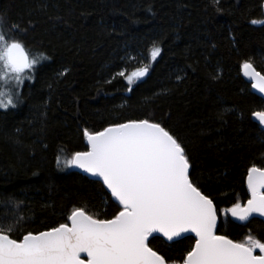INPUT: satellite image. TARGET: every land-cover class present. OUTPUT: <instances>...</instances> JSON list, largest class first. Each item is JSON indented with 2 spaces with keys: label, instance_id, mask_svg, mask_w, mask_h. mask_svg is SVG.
Segmentation results:
<instances>
[{
  "label": "trees",
  "instance_id": "obj_1",
  "mask_svg": "<svg viewBox=\"0 0 264 264\" xmlns=\"http://www.w3.org/2000/svg\"><path fill=\"white\" fill-rule=\"evenodd\" d=\"M263 6L264 0H0L5 32L47 57L15 108L0 110V225H13L8 234L22 239L69 223L76 208L112 218L122 209L103 183L65 161L88 150L85 130L148 119L185 147L190 178L218 209V235L240 241L251 233L264 241V221L221 216L247 203L249 169L264 170V131L253 121L264 101L242 74L245 62L264 74ZM154 47L161 51L153 60ZM144 67L146 76L129 83ZM194 244L193 237L151 238L149 246L167 264H183Z\"/></svg>",
  "mask_w": 264,
  "mask_h": 264
},
{
  "label": "snow or ice",
  "instance_id": "obj_2",
  "mask_svg": "<svg viewBox=\"0 0 264 264\" xmlns=\"http://www.w3.org/2000/svg\"><path fill=\"white\" fill-rule=\"evenodd\" d=\"M5 27L0 17V108L15 107L10 82L18 87L26 70L47 59L42 53L32 55ZM12 29L20 31L18 25ZM160 51L154 47L151 58ZM242 68L254 81L252 87L264 93V74L249 62ZM147 72L144 67L126 79L131 83ZM253 116L264 124V111ZM84 134L89 149L75 152L65 164L102 177L122 210L110 219H99L76 208L67 217L70 224L38 234L29 231L22 239L8 234L13 225L7 231L0 225V264H167L165 256L149 246V238L173 241L188 232L195 233L196 240L183 264H264L261 239L251 233L240 241L217 234L216 205L194 184L185 147L161 123L130 120ZM247 187L251 193L247 203L226 210L238 221H249L253 214L264 216V170L251 167ZM81 253L87 254L85 259Z\"/></svg>",
  "mask_w": 264,
  "mask_h": 264
},
{
  "label": "water",
  "instance_id": "obj_3",
  "mask_svg": "<svg viewBox=\"0 0 264 264\" xmlns=\"http://www.w3.org/2000/svg\"><path fill=\"white\" fill-rule=\"evenodd\" d=\"M263 11H264V6H263ZM255 70H256V69H255ZM256 71H257V70H256ZM258 72H259V71H258ZM242 74H243V76L245 77V79H246L248 82L251 83V85L254 83L253 80H251L249 77H247V76L244 75L243 68H242ZM145 76H146V75H145ZM145 76H143V77H139V78L136 77V79H142V78H144ZM252 92H253L256 96H258L259 98H261V99L264 101V93L259 92L258 89H255V88H253V87H252ZM253 121H254L256 124H258V125L260 126V128L262 129V131H264V124H260L259 121H258L254 116H253ZM86 144H87V147H88V149H89V145H88V141H87V140H86ZM72 166H73V169H74L75 171H77V172L80 173L81 175L87 177L88 179L93 180V181H99V182L103 183V179H102V177L94 176V175H92L91 173H87V172H85L83 169H80L79 167H77V166H75V165H72ZM189 171H190V170H189ZM103 185L105 186V188H106L107 192L109 193V195L112 197V200H113L115 203H117V204L119 205V202L115 199V197H113V196L111 195V191H110V189H108L107 186H106L104 183H103ZM247 189H248V187H247ZM248 193H249V199H250V198H251V193H250L249 189H248ZM119 206H120V208L122 209V205H119ZM218 217H219V215H218ZM231 217H232V216H231ZM254 218H256V219H260V220L264 221V216H260L259 214H253V216L250 217L249 220L254 219ZM232 219H234L235 221H237V222H239V223H245V222H247V221H238L235 217H232ZM219 223H220V218L218 219V223H217V234H218ZM69 224H70V222H69ZM154 235H161V236H162V234H154ZM186 237H193V238L196 240L195 233H192V232L183 233L181 237H179V238H175L173 241H167L166 238H162V239H164L167 243H172V242H175V241H180V240H182V239H184V238H186ZM149 239H151V237H150ZM256 254H258V255L260 254L258 249H257ZM86 255H87L86 253H81V259H85V258H86Z\"/></svg>",
  "mask_w": 264,
  "mask_h": 264
},
{
  "label": "rangeland",
  "instance_id": "obj_4",
  "mask_svg": "<svg viewBox=\"0 0 264 264\" xmlns=\"http://www.w3.org/2000/svg\"><path fill=\"white\" fill-rule=\"evenodd\" d=\"M36 68H37V65L33 69L26 70L25 73L22 74V77H23L22 78V82L19 84L18 87L15 86V81L14 80H12L10 82V88L13 91V102H14L15 106H16V103H17V100H18L19 96L22 93V90H23L24 86L27 83H33L34 78H35ZM12 108H15V107L9 106L7 108H0V110L6 111V110H10ZM221 216L224 219H226L228 217H231V213L226 212V210H224V211L221 212Z\"/></svg>",
  "mask_w": 264,
  "mask_h": 264
}]
</instances>
